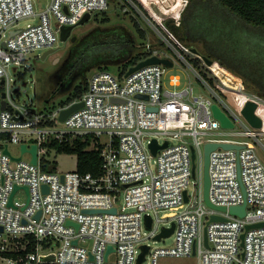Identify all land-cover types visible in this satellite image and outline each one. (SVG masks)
I'll return each instance as SVG.
<instances>
[{"label": "built area", "instance_id": "obj_1", "mask_svg": "<svg viewBox=\"0 0 264 264\" xmlns=\"http://www.w3.org/2000/svg\"><path fill=\"white\" fill-rule=\"evenodd\" d=\"M109 5L110 0H50L45 10L37 12L33 0H0V264H159L160 256L192 254L199 255V264H264V226L246 228L264 222V160L255 146L229 139L210 140L243 145L239 150L219 146L210 153V200L226 206V211L204 202L203 186L204 145L209 141L206 136L219 133L222 127L214 116L213 103L227 111L235 127L237 122L244 127L221 134L251 136L263 151L264 124L262 131L254 130L243 121L241 111L231 110L220 99L210 81L215 80L220 87L219 79L202 57L200 64L206 67L208 78L189 59L186 64L208 87L209 96H193L190 82L182 89L165 87L163 75L168 67L150 64L130 74L128 70H96L81 98L46 112L38 110L33 100L20 102L15 97L12 67L27 68L28 54L38 48H54L63 25L77 24L85 13L92 15L107 10ZM35 16L37 23L18 28L20 19ZM177 17L179 24L180 15ZM147 49L149 56H164L150 42ZM170 84L179 86V76L173 75ZM80 101L83 105L61 121V111ZM161 134L176 140L160 142ZM88 136L93 140L91 148L100 150L103 159L100 175L82 174L77 169H47L51 162L58 165L49 159L51 152H58L51 142H72ZM153 139L168 145L153 154ZM10 144H18L21 155H13ZM34 144L35 164L30 151ZM25 153L28 161L22 158ZM153 157L155 166L151 165ZM198 162L201 175L193 181V198L188 189L192 177H197ZM15 186L18 189L10 205ZM22 190L27 199L20 202L16 195ZM245 200L244 216L230 212L231 206L242 205ZM162 210L165 212L159 216ZM146 215L152 218L148 234L143 231ZM213 215L223 219L212 220ZM162 218H170L169 228L174 226L173 244H145L149 238L157 241L155 237L168 229L159 230ZM28 245H33V250L26 255L3 254L24 251ZM144 245L149 249L139 262Z\"/></svg>", "mask_w": 264, "mask_h": 264}, {"label": "trees", "instance_id": "obj_2", "mask_svg": "<svg viewBox=\"0 0 264 264\" xmlns=\"http://www.w3.org/2000/svg\"><path fill=\"white\" fill-rule=\"evenodd\" d=\"M141 2L159 22L160 18L149 2ZM175 3V7L181 4L180 0ZM162 9L167 10L163 6ZM165 23L179 42L186 45L183 48L187 53L200 57L189 49L190 46H197L201 56H208L215 61L207 65L219 80L244 84L250 93L264 99V0H188L181 12L180 23L177 24L172 18L166 19ZM134 26L135 33L132 34L128 29L97 27L78 38L67 58V64H71L69 74L73 75L75 88L62 104L82 97L88 86V83L85 86L82 83L87 81L90 73L110 70L113 67L125 72L151 54L147 49V42H150L147 31L137 22ZM157 26L183 52L172 37L162 27ZM159 41V44L150 42L152 48L155 45L165 46L161 39ZM186 57L195 67L200 68L199 60ZM201 73L206 76L203 71ZM210 81L213 83L212 79ZM92 144L91 136L86 139L76 138L72 142H51V146L57 148L59 153L77 155L78 172L98 176L101 174L103 159L100 150L91 148ZM32 250L33 245H28L24 251H7L3 254L18 257L20 253L26 255Z\"/></svg>", "mask_w": 264, "mask_h": 264}, {"label": "rangeland", "instance_id": "obj_3", "mask_svg": "<svg viewBox=\"0 0 264 264\" xmlns=\"http://www.w3.org/2000/svg\"><path fill=\"white\" fill-rule=\"evenodd\" d=\"M36 6V11L41 12L48 7L50 0H33ZM152 7V3L156 4L158 7L153 10L158 14H161L160 21L158 22L153 15L149 12L146 6L141 2V0H110V5L107 10L94 12L90 19H87L84 23L78 24L74 30L72 31L71 36L67 39V41H62L61 39L58 40L57 44L54 47V52L47 55L46 58H42V55L48 48H38L33 52L28 54V64L27 68L18 66L15 69L14 67L11 68V76L13 77V81L11 83V87L14 89L20 87L19 90L15 92V97L20 102H27L29 103L31 100L34 102V106L38 110L42 111H50L53 106L58 107L61 105L67 98L73 93L75 88V83L73 82V78L71 74H69V69L71 64H67V58L70 54V51L78 40L79 37L85 36L88 33L92 32L94 29L101 28L105 29L108 27H117L118 29H128L130 33H135V26L134 23L137 22L141 28L145 29L148 33V39L152 43L159 44V39L162 40L165 46H158L155 45L153 48L155 50H159L162 55L170 57L174 61V65L172 67H168L167 71L163 75V82L165 87L174 90V89H182L186 83L190 82L194 86L193 96H198L201 93L209 96L210 91L208 87L195 75L194 71L188 67L186 64V57L187 53L183 48V43L179 42V40L170 32L168 27L166 26L165 20L166 19H174L175 21V13L179 10L181 12L185 8V2L187 0H180L181 4L178 7L176 6V0H146ZM140 5L145 9H142ZM187 5V4H186ZM162 6L167 9L164 11ZM159 10V11H158ZM163 13H166L163 15ZM160 16V15H159ZM178 18V17H177ZM38 22V17H27L22 18L18 21V28L26 27L27 24H34ZM177 23V22H176ZM159 25L162 27L168 34L172 35L176 38V41L183 50L184 54L167 38L161 30L158 28ZM76 35L77 38L75 41H71V37ZM174 38V39H175ZM173 39V40H174ZM175 41V40H174ZM152 45V44H151ZM158 46V47H157ZM195 48L198 49L197 46ZM197 56L195 59L203 62L201 59V54L194 52ZM189 56V55H188ZM190 57H193L190 55ZM219 64V63H218ZM204 65V64H203ZM205 66L197 68L198 71L205 72ZM95 70V69H94ZM113 73L118 71V67H113L110 69ZM93 71V70H92ZM209 71V70H207ZM91 75V73H90ZM88 75L87 81H83L82 86H85L88 83L89 77ZM173 75H178L180 78V85L173 86L170 84V78ZM207 75V74H206ZM218 78V77H217ZM219 79V78H218ZM217 79V80H218ZM236 80V79H235ZM27 83L24 85V83ZM220 85L217 86L215 80H213V84L215 85V93L220 96V99L225 101L231 110L233 111H241L244 103L248 99H254L259 103V111L262 116L264 117V99L256 95L255 93H250V90L246 89L243 85H237L236 82L225 83L224 80H218ZM236 83V84H235ZM244 117H242L243 119ZM245 119V118H244ZM243 121L248 125L247 120ZM250 125V124H249ZM254 130L262 131V128H254ZM235 130L244 129L240 122H237ZM227 129L220 127L215 134H209L206 136L207 140H232L237 143L247 144L249 146H255L257 152L264 160V151L261 148V145L254 140L253 137L247 135H223L221 132L226 131ZM159 136V141L163 142L164 139H170L175 142L176 138H172L169 134H161ZM190 141L191 138H189ZM264 145V141L262 142ZM10 150L12 154L15 156L21 155L20 148L18 144H10ZM23 160L28 161L29 155L27 153L22 155ZM49 159L51 161L57 162V167H55L54 162L48 164V170H57L59 172H67L70 170H75L77 168V155L76 154H66V153H59V152H51L49 155ZM155 159L153 157L151 159V165L155 166ZM201 175V168L200 162H198V169H197V177H192V181L189 185L188 193L194 198L195 193V184L193 181L195 179L199 180V176ZM27 194L25 190L19 191L16 195V200L23 202L26 201ZM204 202L205 198H204ZM165 211H160L159 216L163 215ZM155 223H157V215L154 214ZM171 219L170 218H162L159 222V230L163 228H169L171 226ZM156 226V224L154 225ZM151 228L144 226L143 231L148 234ZM174 242V234H170L163 239L154 241L153 238H149L146 240L145 244H149L151 247H168L171 246ZM91 245L92 243H88ZM149 257L145 259V263L148 261ZM159 264H199V255L192 254L189 256H160L158 259Z\"/></svg>", "mask_w": 264, "mask_h": 264}, {"label": "water", "instance_id": "obj_4", "mask_svg": "<svg viewBox=\"0 0 264 264\" xmlns=\"http://www.w3.org/2000/svg\"><path fill=\"white\" fill-rule=\"evenodd\" d=\"M152 7L155 10L158 9V7H156L155 3H152ZM182 8L183 7H181V9H179V10H182ZM179 10L175 13V15H174L175 17H177L179 15V12H180ZM66 11H68L67 8H66ZM164 14H166V13H163V15ZM159 15H160V17H162L161 14H159ZM90 17H91V13H85V15L82 17V19L77 24H74V25H63L61 27L60 39L62 41H67V39L71 36L72 31L74 30V28L78 24L84 23L87 19H90ZM14 32L15 31H12V33H14ZM76 38H77V36L73 35L71 37V41H75ZM54 50H55L54 48L48 49L47 51L44 52V54L42 55V58H46V56L51 54L52 52H54ZM205 59H206V61L209 64L213 63V59L209 58L208 56H205ZM150 64H164L166 67H172L174 65V61L170 57L159 56L157 54H153V55H151L149 57H146L145 59L140 60L137 64L131 66L128 69L127 74H130V73H132V72H134V71H136V70H138V69H140V68H142V67H144L146 65H150ZM26 84L27 83L25 82L24 85H26ZM19 89H20V87L16 88L15 90L17 91ZM137 97L148 99L147 95H142V94H138ZM82 105H83V102L80 101V102H74L71 105H69L68 107H65L60 113V120L61 121L65 120L66 117H68L72 112H74L75 110L80 108ZM258 107H259V104H258V102L256 100L248 99L244 103V106H243V108L241 110L242 116L254 128H261L263 126V124H264L263 119L258 114V111H257ZM2 108L3 109L5 108V102H3ZM212 110H213L214 116L220 120L221 125H222L223 128H225V129H233L235 127V123L231 119L230 115L218 103H213ZM167 145H168L167 142L160 145V144H158L157 139H153L151 144H150V147L152 149L153 154H156L160 148L166 147ZM219 146H221L223 148H234V149L239 150V149H241L243 147V145L237 144V143H231V142H224V141L223 142L207 141L205 143V145H204V168H203L204 198H205V201H206V203L208 205H210L212 207H215L216 209L226 211L227 210L226 206H224V205L223 206L214 205L211 202L210 196H209L210 183H211V181H210V173H209L210 153L214 149L219 147ZM26 148H27L26 145L23 144L22 145V149L25 151ZM30 151L32 153L31 162L35 164V163H37V145L36 144L32 145ZM5 152H8V150L5 149ZM195 157H196V152H195V149H193V151H192L193 160L195 159ZM193 174H195V168L193 169ZM44 188L47 190L48 187L45 185ZM17 189H18V186H15L14 190H13V193L10 196V201H9L10 205L13 204V195H14V192ZM25 189L28 190L27 187H25ZM242 190L245 193V189H244L243 186H242ZM185 199L188 200V197H187L186 193H185ZM245 206H246V200L244 201V203L242 205L231 206L229 210L233 214H238L240 216H244L245 213H246ZM111 211L115 212L116 209L113 208V209H111ZM39 215H40V212L37 214V216H39ZM211 219L212 220H221V219H223V217L220 216V215H213L211 217ZM146 222H147V226L151 227L152 218H151L150 215H146ZM259 226H264V222H259V223H255V224H249V225L246 226V228L259 227ZM173 230H174V226H172L171 228H168V229H164L161 233H159L155 237V239L156 240H160L163 236H168V235L172 234ZM243 237H244V235H242V238ZM205 242H206V244L208 243L206 235H205ZM143 248H144V252L141 253V255L139 257V262L142 261L144 255H145V252H147V250L149 249V246L148 245H144ZM109 249H112V247H109Z\"/></svg>", "mask_w": 264, "mask_h": 264}, {"label": "bare ground", "instance_id": "obj_5", "mask_svg": "<svg viewBox=\"0 0 264 264\" xmlns=\"http://www.w3.org/2000/svg\"><path fill=\"white\" fill-rule=\"evenodd\" d=\"M151 6V5H150ZM180 6V5H179ZM153 9V8H152ZM154 11V10H153ZM155 12V11H154ZM157 15H158V17L160 18V16H159V14L157 13V12H155ZM161 19V18H160ZM189 49L191 50V51H193V52H196V53H200V51L196 48L195 49V46H190L189 47ZM202 57H203V59L206 61V59H205V55H202ZM215 61H213V63H214ZM206 63H208L207 61H206ZM209 64V63H208ZM260 110V109H259ZM258 110V111H259ZM259 115L260 116H262L260 113H259Z\"/></svg>", "mask_w": 264, "mask_h": 264}, {"label": "crops", "instance_id": "obj_6", "mask_svg": "<svg viewBox=\"0 0 264 264\" xmlns=\"http://www.w3.org/2000/svg\"><path fill=\"white\" fill-rule=\"evenodd\" d=\"M50 2V1H49ZM213 135V134H212Z\"/></svg>", "mask_w": 264, "mask_h": 264}]
</instances>
